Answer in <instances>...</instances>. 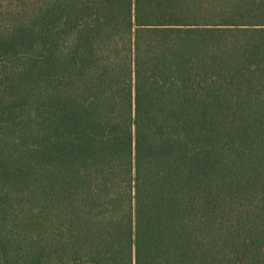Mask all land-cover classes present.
Returning <instances> with one entry per match:
<instances>
[{
  "label": "trees",
  "instance_id": "obj_1",
  "mask_svg": "<svg viewBox=\"0 0 264 264\" xmlns=\"http://www.w3.org/2000/svg\"><path fill=\"white\" fill-rule=\"evenodd\" d=\"M0 264H264V0H0Z\"/></svg>",
  "mask_w": 264,
  "mask_h": 264
}]
</instances>
